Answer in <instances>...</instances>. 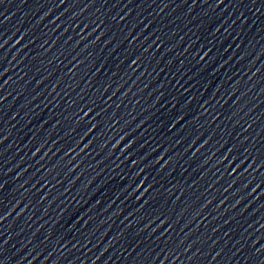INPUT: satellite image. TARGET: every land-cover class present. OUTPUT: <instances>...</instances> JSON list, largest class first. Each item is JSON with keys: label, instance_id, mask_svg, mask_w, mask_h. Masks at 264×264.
Instances as JSON below:
<instances>
[{"label": "water", "instance_id": "water-1", "mask_svg": "<svg viewBox=\"0 0 264 264\" xmlns=\"http://www.w3.org/2000/svg\"><path fill=\"white\" fill-rule=\"evenodd\" d=\"M46 264H264V0L210 43Z\"/></svg>", "mask_w": 264, "mask_h": 264}]
</instances>
